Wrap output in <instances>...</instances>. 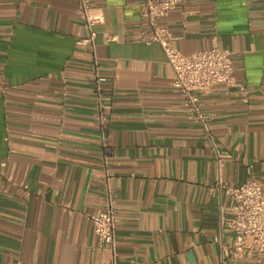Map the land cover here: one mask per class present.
<instances>
[{
	"label": "crops",
	"instance_id": "0c3cea01",
	"mask_svg": "<svg viewBox=\"0 0 264 264\" xmlns=\"http://www.w3.org/2000/svg\"><path fill=\"white\" fill-rule=\"evenodd\" d=\"M90 1L103 16L94 49L78 44L77 0H0V264H112L89 220L108 192L118 264H221L233 235L218 184L264 186V0H188L161 20L183 55L228 50L250 91L200 94L211 138L186 116L161 47L144 42L141 0ZM96 71L113 105L109 155Z\"/></svg>",
	"mask_w": 264,
	"mask_h": 264
},
{
	"label": "built area",
	"instance_id": "2783aa9c",
	"mask_svg": "<svg viewBox=\"0 0 264 264\" xmlns=\"http://www.w3.org/2000/svg\"><path fill=\"white\" fill-rule=\"evenodd\" d=\"M77 1V13L83 19L88 33V37L79 40L78 44L89 45L94 49L97 37L96 26L103 21V16L93 8L90 0ZM187 1L141 0L137 14L149 34L144 42L159 45L165 54L166 61L173 71V91L182 96L186 116L189 120L198 123L202 132L211 138V120L203 109L200 94L217 86L237 87L243 100L247 102L250 91L247 87L236 84L233 60L228 50L212 47L190 55H183L175 48L176 37L169 28L161 25V20L179 6H184ZM112 41L113 38L106 37L107 43ZM95 77L101 143L105 155H109L112 153V147L109 144L107 133L113 105L109 98L102 95L101 84L105 79L97 71ZM224 157H226L225 154L218 152L220 163ZM216 189L230 198V205L227 209L229 217L224 219V224L233 235L232 242L224 247L221 264H226V251L234 257L250 254L259 264H264V186L256 182L240 185L220 183ZM89 220L98 241V248L109 250L112 264H118L117 227L119 219L116 214V201L110 192H108L105 208L99 214L91 215Z\"/></svg>",
	"mask_w": 264,
	"mask_h": 264
}]
</instances>
